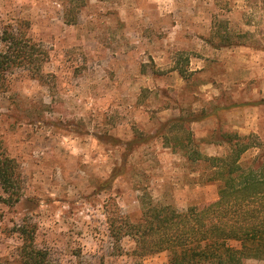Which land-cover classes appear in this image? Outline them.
Wrapping results in <instances>:
<instances>
[{
  "label": "rangeland",
  "instance_id": "rangeland-1",
  "mask_svg": "<svg viewBox=\"0 0 264 264\" xmlns=\"http://www.w3.org/2000/svg\"><path fill=\"white\" fill-rule=\"evenodd\" d=\"M19 24L49 60L42 81L17 70L0 93V151L23 179L21 201L0 204V259L28 221L61 264H169L132 256V240L114 256L107 215L140 218L145 195L180 212L216 200L157 134L169 119L213 113L188 127L211 156L228 151L215 134L264 144V0H0V34Z\"/></svg>",
  "mask_w": 264,
  "mask_h": 264
},
{
  "label": "trees",
  "instance_id": "trees-1",
  "mask_svg": "<svg viewBox=\"0 0 264 264\" xmlns=\"http://www.w3.org/2000/svg\"><path fill=\"white\" fill-rule=\"evenodd\" d=\"M65 21L69 25L76 22L70 18ZM48 60V51L29 37L23 25L6 27L0 34V93L10 90L11 75L17 70L42 81ZM178 72L185 75L182 68ZM212 114L174 117L162 123L157 134L184 159L192 174H198L197 183L217 186L216 200L191 205L180 212L155 204L145 195L140 218L132 219L120 210L115 215L108 214L107 232L114 256H125L123 242L132 240V256L143 258L168 252L169 264H244L248 260L264 264V144L254 133L215 134L211 143L227 146L228 151L221 156L206 154L188 127ZM135 148V142H131L127 152ZM254 150L258 154L247 157ZM117 175L104 187H111ZM0 185L8 196L0 197V204L13 206L21 201L22 171L5 150L0 151ZM14 231L21 245L13 259H0V264H61L49 249L37 245L35 224L24 221L15 225ZM105 260L106 256L102 257L101 264H106Z\"/></svg>",
  "mask_w": 264,
  "mask_h": 264
}]
</instances>
